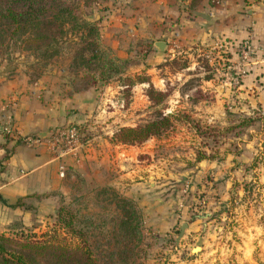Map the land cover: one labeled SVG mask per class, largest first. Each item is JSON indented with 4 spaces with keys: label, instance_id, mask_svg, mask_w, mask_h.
<instances>
[{
    "label": "rangeland",
    "instance_id": "1",
    "mask_svg": "<svg viewBox=\"0 0 264 264\" xmlns=\"http://www.w3.org/2000/svg\"><path fill=\"white\" fill-rule=\"evenodd\" d=\"M66 1L77 7L75 16L87 21L101 20L109 9L121 7L119 0ZM139 35L142 34L135 32V36L122 40L130 47L126 58L117 57L110 48L98 43L95 47L97 62L90 65L85 64L91 54L86 45L89 39L82 44L78 39L80 36L72 33L65 36L58 54L44 65L33 59L32 52L19 46H10L5 51L0 49V70L12 68L4 74L16 71L17 76L34 82L45 73L65 68L77 77L78 88L94 86L97 102L114 111V119L125 122L122 126L118 123L111 127L110 138L119 128L140 126L153 118L154 108L146 96L148 84L138 82L144 79L143 73L154 90L166 93L161 107L170 122L159 136L139 145L116 144L109 138L112 144L132 148H140L153 140L151 144L158 155L155 166L160 169V175L151 176L149 180L145 175L140 179L123 180L118 178L121 171L117 168L106 171L108 181L104 177L100 181L98 178L90 181L74 175L73 179L64 182L66 194L54 193L40 201L29 200L27 204L31 209L18 215L4 234L46 231L63 203L76 210L79 216L90 218L99 228L100 233L94 231L95 238L90 241L96 240L97 249L106 253L115 250L116 241L122 234L118 232V222L129 220L130 226L136 223L139 236L129 239L133 245L135 239L138 241L136 248L129 251L135 253L138 250L135 264H264V106L246 108V99L238 98L236 87H228L212 75L200 45L194 47L195 51L189 56L181 52L161 64L156 76L161 79L162 86H153L145 70L136 71V65L148 52L146 44L137 38ZM180 50L177 37V46L172 51L177 53ZM107 61L113 64L115 71L106 74L107 78L99 79L98 67ZM188 67L190 70L186 71ZM202 85H207L210 93L201 94L199 87ZM199 100L207 108L203 114L190 107ZM173 101L179 107L167 112ZM191 136L198 138L195 145L186 144ZM216 152L242 155L237 164L234 159L228 160L230 169L221 177L227 180L228 186L226 189L222 184L220 193L214 190L215 176L209 170L197 167L206 162L204 159L216 161L219 157ZM135 160L139 161L140 157L137 155ZM136 163L131 161L129 165L132 167ZM143 181L155 185L159 191L145 202L135 196L147 187L142 185ZM130 185L138 188L132 189V196L125 195V189ZM185 187L186 191L182 193ZM202 197L205 208L195 209V203ZM153 198H158L162 204ZM167 200L174 202L171 209L175 222L169 225L154 216L158 210H168ZM179 204L183 208L178 214ZM179 222L187 223L189 227L186 225L182 237L176 242ZM195 247L199 251L192 253Z\"/></svg>",
    "mask_w": 264,
    "mask_h": 264
},
{
    "label": "crops",
    "instance_id": "2",
    "mask_svg": "<svg viewBox=\"0 0 264 264\" xmlns=\"http://www.w3.org/2000/svg\"><path fill=\"white\" fill-rule=\"evenodd\" d=\"M119 2L121 7L117 10L109 9L105 18H96L102 30L99 43L110 48L117 57L126 58L130 47L122 40L127 36H135V32L141 33L137 38L146 44L148 52L140 64L136 65V71L145 70L153 86H162L161 79L156 76L157 71L161 64L174 55L183 52L189 56L198 45L207 51L217 39H221L227 46L228 59L235 61L236 45L248 37L255 52L254 65L241 80L236 93L240 100L246 99V108L264 106V0ZM172 33H177L180 52L173 53L168 45ZM157 42L165 43L161 52L154 47ZM144 45L142 46L145 47ZM188 70L189 67L186 68ZM77 80L65 68L45 73L34 82H28L24 76H17L16 71L8 75L0 70V108L9 101H14L9 113L13 128L18 134L41 136L51 129L76 125L86 142L84 149L79 152L78 163L74 164L69 158L66 159V171L63 178H59L46 145L27 147L20 142L0 137V233H5L7 226L17 220L18 215H22L19 209L13 207L18 199L30 194L64 195V182L73 179L74 175H81L90 181L91 178H98L100 181L104 177L108 181L106 171L115 168L121 171L118 172V178L123 180L140 179L143 175L149 180L151 176L160 175V169L155 166L158 155L151 144L153 140L142 144L140 148L110 143L108 134L111 127L118 123L122 126L125 122L114 119V111L97 102L94 86L78 88ZM201 81L208 84L205 80ZM206 86L199 87L201 94L210 93ZM199 101L190 107L203 114L207 108L202 100ZM178 107L176 101H173L167 112H173ZM189 140L186 144L195 145L198 138L191 136ZM215 154L219 156L216 161L204 159L206 162L197 167L209 170L215 176L217 183L214 190L220 193L222 184L226 189L228 186L227 180L221 178L230 169L228 160L234 159L237 164L242 155ZM137 155L141 161L135 160ZM189 155L195 158L193 153ZM131 161L137 162V165L131 167ZM143 184L147 186L145 191L139 190L135 196L145 202L150 195L159 191L155 185L144 181ZM127 187L125 195L132 196V189L137 187ZM152 200L162 204L158 198ZM166 203L169 205L168 210H158L154 216L160 217L162 222L169 225L175 222L171 209L174 202L167 200ZM150 211L152 215L153 211ZM184 224L189 227L187 223Z\"/></svg>",
    "mask_w": 264,
    "mask_h": 264
},
{
    "label": "trees",
    "instance_id": "3",
    "mask_svg": "<svg viewBox=\"0 0 264 264\" xmlns=\"http://www.w3.org/2000/svg\"><path fill=\"white\" fill-rule=\"evenodd\" d=\"M76 10L77 7L66 0H0V49L5 51L10 46H19L32 52L33 59L44 65L58 54L65 36L72 33L80 36L78 39L82 44L86 38L89 39L86 45L90 47L91 54L85 64L95 63L98 59L95 47L101 34L99 20H83L75 16ZM98 69L99 79L107 78L106 74L115 71L109 61L102 62ZM142 76L144 79L138 82L148 84L146 96L154 108L153 118L140 126L119 128L110 138L111 142L139 145L159 136L170 126L161 107L166 93L154 90L146 75L143 73ZM81 139L85 140V137L81 135ZM48 196L30 194L18 199L13 207L22 213L27 212L31 209L27 204L29 200L40 201ZM128 223L129 220L118 222L117 229L122 234L116 241L115 250L106 253L97 249L96 240L90 241L95 238L94 231L100 233L92 220L79 216L76 210L60 203L53 223L46 231L39 234L18 231L10 236L0 233V264H135L138 250L135 253L129 251L136 248L138 241L135 239L133 245L129 239L138 237L139 232L136 223L133 226Z\"/></svg>",
    "mask_w": 264,
    "mask_h": 264
},
{
    "label": "built area",
    "instance_id": "4",
    "mask_svg": "<svg viewBox=\"0 0 264 264\" xmlns=\"http://www.w3.org/2000/svg\"><path fill=\"white\" fill-rule=\"evenodd\" d=\"M177 37V33H172L168 41L172 50L177 46ZM236 46L237 59L235 61L228 59L227 46L221 39H217L211 48L204 51L203 54L212 75L219 78L224 85L232 88L239 87V82L252 69L255 59V52L248 37ZM14 104V101H9L0 108V137L20 142L27 147L46 145L51 155V161L56 166L58 177L63 178L66 171V159L69 158L74 164H77L80 160L79 152L86 146V142L81 139L78 127L68 125L59 129H51L41 136H21L14 130L12 117L9 113V108ZM185 191L186 187L182 193ZM181 208L183 207L179 204L178 214ZM204 208L205 201L202 197L198 203H195V209L203 210Z\"/></svg>",
    "mask_w": 264,
    "mask_h": 264
},
{
    "label": "water",
    "instance_id": "5",
    "mask_svg": "<svg viewBox=\"0 0 264 264\" xmlns=\"http://www.w3.org/2000/svg\"><path fill=\"white\" fill-rule=\"evenodd\" d=\"M154 47L159 51V52H161L163 49H164V47H165V43L164 42H157L155 45H154ZM11 67H8V68H6V69H4L3 71H2V73H6L7 71H11ZM186 228V224H181L180 225V228H179V232H178V235H177V240H176V242L179 240V238H181L182 237V235H183V231H184V229ZM199 251V248L198 247H195V248H193L192 250H191V252L192 253H196V252H198Z\"/></svg>",
    "mask_w": 264,
    "mask_h": 264
}]
</instances>
